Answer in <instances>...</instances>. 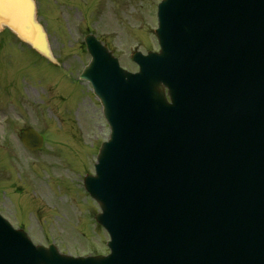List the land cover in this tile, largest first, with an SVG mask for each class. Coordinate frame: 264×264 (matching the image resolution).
Instances as JSON below:
<instances>
[{
  "label": "water",
  "instance_id": "water-1",
  "mask_svg": "<svg viewBox=\"0 0 264 264\" xmlns=\"http://www.w3.org/2000/svg\"><path fill=\"white\" fill-rule=\"evenodd\" d=\"M159 16L162 50L136 52L137 73L86 37L81 77L112 133L85 182L112 253L34 245L0 215V264H264V0H163ZM4 26L56 61L34 0H0Z\"/></svg>",
  "mask_w": 264,
  "mask_h": 264
},
{
  "label": "rangeland",
  "instance_id": "rangeland-1",
  "mask_svg": "<svg viewBox=\"0 0 264 264\" xmlns=\"http://www.w3.org/2000/svg\"><path fill=\"white\" fill-rule=\"evenodd\" d=\"M159 1L69 0L72 21L60 26L53 12L49 27L59 63L0 30V211L35 243L55 242L72 255L108 250V234L95 219L99 205L84 184L110 135L91 82L80 78L91 59L85 25L111 46L123 67L135 71L134 50L159 49ZM76 14L83 23L74 20ZM26 127L44 137L42 148L23 144Z\"/></svg>",
  "mask_w": 264,
  "mask_h": 264
},
{
  "label": "flooded vegetation",
  "instance_id": "flooded-vegetation-1",
  "mask_svg": "<svg viewBox=\"0 0 264 264\" xmlns=\"http://www.w3.org/2000/svg\"><path fill=\"white\" fill-rule=\"evenodd\" d=\"M37 3V13L40 21L44 24L46 27L47 31L49 33L51 32V29L49 28L51 25V15L53 12L56 13L55 17L60 18L61 20V25L67 24L69 21H72L71 18V13L68 11L71 9V6L68 5L69 0H36ZM80 14H76L74 17V20H80L81 22H84L82 16ZM59 26V27H60ZM87 29L89 30V26H87ZM54 32V31H53ZM99 37V35H98ZM100 38V37H99Z\"/></svg>",
  "mask_w": 264,
  "mask_h": 264
}]
</instances>
